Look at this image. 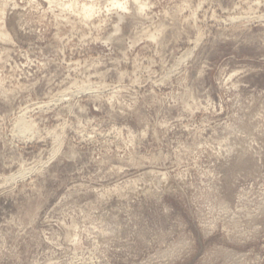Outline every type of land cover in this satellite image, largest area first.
<instances>
[{
    "label": "rangeland",
    "instance_id": "obj_1",
    "mask_svg": "<svg viewBox=\"0 0 264 264\" xmlns=\"http://www.w3.org/2000/svg\"><path fill=\"white\" fill-rule=\"evenodd\" d=\"M63 1L0 0V264H264V0Z\"/></svg>",
    "mask_w": 264,
    "mask_h": 264
},
{
    "label": "bare ground",
    "instance_id": "obj_2",
    "mask_svg": "<svg viewBox=\"0 0 264 264\" xmlns=\"http://www.w3.org/2000/svg\"><path fill=\"white\" fill-rule=\"evenodd\" d=\"M48 3L50 5L54 4V5H57L59 6L60 8H64V7H69L70 4H65V2L63 0H47ZM258 2V1H257ZM115 5H120L118 1H115L114 2ZM136 4V3H135ZM85 6V5H84ZM138 9L140 10L141 9V5L138 4ZM84 10V15L85 17H89L91 15V12H92V8L91 6L89 7H84L83 8ZM3 14V13H2ZM1 32H0V35L5 38V39H11L9 33L7 32V30L4 28V25H3V22H1ZM30 125V124H29ZM28 124H24V129H28L30 126ZM31 128V127H30Z\"/></svg>",
    "mask_w": 264,
    "mask_h": 264
}]
</instances>
